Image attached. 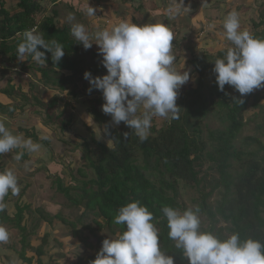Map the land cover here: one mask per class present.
Returning <instances> with one entry per match:
<instances>
[{
	"label": "trees",
	"instance_id": "trees-1",
	"mask_svg": "<svg viewBox=\"0 0 264 264\" xmlns=\"http://www.w3.org/2000/svg\"><path fill=\"white\" fill-rule=\"evenodd\" d=\"M58 1L61 0L51 1V5L55 6ZM237 7L238 4L234 5L235 9ZM40 9L36 0H18L12 8H6L5 0H0V79L7 80V86L1 88L0 93L13 101L7 104L0 101V114L10 119L31 105H27V95L23 93L20 100L14 103L13 96L16 93L7 78L9 72L18 68L31 69L41 84L55 91H66L74 99L79 95L73 83L74 77H80L81 81L85 71L91 74L98 72L94 67L83 70L85 64L79 56L82 43L77 42L71 34L69 23L59 24L57 9L50 8L47 14L38 17L36 15ZM253 19H248L251 33L264 39L263 10L259 9L258 18ZM31 28L43 32L46 41L56 40L63 45L65 54L58 65L53 64L51 53L42 48L39 50L45 51L46 67L38 65L31 57L23 62L17 59V46L22 40V33ZM222 49L227 48H218L215 53L205 50L190 58L196 83L193 88L184 90L176 103L181 108L180 118L171 122L166 120L159 127L152 124L149 137L144 142L123 122L119 128L113 127L109 116L98 109L101 105L99 98L90 100L89 115L98 126L108 128L109 134L105 136L107 140L113 139L106 144L88 128L89 142L82 139V143L76 145V148L80 147L84 161L76 170L79 179L71 177L73 182L68 185L63 183L60 175L53 180L55 190L63 196L67 205L81 209V213L76 221H72L59 214L49 216L48 213L40 212L43 221L51 224L53 219H59L70 228L72 238L94 250L76 264H91L104 240L96 236L94 228L83 223V220L92 214L96 228H107L116 237L124 230V226L114 224L113 219L122 206L134 200H139L153 213L161 250L171 255L175 264H188L187 258L182 256V250L177 249L175 242L169 238L167 221L162 212L163 206L181 212L190 208L179 199L180 182L200 189V195L193 203L200 209L199 216L207 221V226L201 225V230L211 232L220 239L236 232L242 240L250 237L264 243V143L254 136L245 138L248 146L237 143L246 123L243 114L248 108L257 110L254 117L261 121L257 122L255 131L264 135V90L258 92L255 89L242 98V104L237 100L240 98L230 94L231 86L225 85L224 91H220L215 81L213 61L223 57ZM29 85L33 89L32 83ZM203 89H206L205 94ZM31 98L34 105L41 108L33 111L41 117L44 127L52 131L58 128L61 132L68 129L71 120L65 121L61 119V114L54 112L60 101L59 94H53L45 102L34 95ZM210 113L219 119L222 127L207 128L203 137L201 123ZM19 131L25 138L48 145L47 139L41 140L42 136L35 130L19 128ZM125 132L129 133L128 138L124 137ZM253 143L257 147L249 149V144ZM9 154L14 156L15 151ZM26 159L27 152L20 161ZM3 170L0 162V171ZM14 207L13 217L7 215L6 209L0 212V223H7L18 231V257L22 263L33 264V259L26 256L27 251L32 250L37 255L35 264H43L41 257L48 234L45 233L41 237V244L33 248L29 243V233L21 225L28 206L15 203ZM82 229L95 236V244L87 242Z\"/></svg>",
	"mask_w": 264,
	"mask_h": 264
},
{
	"label": "clouds",
	"instance_id": "clouds-1",
	"mask_svg": "<svg viewBox=\"0 0 264 264\" xmlns=\"http://www.w3.org/2000/svg\"><path fill=\"white\" fill-rule=\"evenodd\" d=\"M84 11L89 17L95 16L96 10L88 0ZM190 11L184 0H169L165 16L175 19ZM66 20L71 25V34L85 49L91 48L94 43L98 46L106 74L94 77L85 71L83 77L89 82L88 92L93 89L102 92L105 102L101 109L111 116L113 124L123 122L144 142L149 137L153 117L169 122L180 118L181 108L176 104L178 90L190 77L188 71L174 68V34L165 23L136 24L131 20H121L90 33L84 24L73 22V13H68ZM222 27L224 38L232 46L222 49L223 57L213 61L215 81L220 91H224L225 85L237 90L241 96L237 100L242 104L243 96L264 87V39L241 28L240 15L236 10L224 17ZM40 48L51 53L55 65L65 54L62 44L56 40L46 41L43 32L31 28L22 33V40L17 46V59L23 62L31 57L32 61L46 67L45 51ZM99 130L97 139L102 138V134H109L107 127ZM123 135L128 138L129 133ZM41 147L31 138L14 134L6 126V121L0 118V156L15 151L13 159L20 161L25 152L36 153ZM20 190L13 169L0 171V212L7 207L5 197L9 194L17 196ZM199 211L198 206L182 212L170 206L162 207L168 236L175 242V247L182 250L188 264H264V243L250 237L242 240L236 232L220 239L211 232L203 231ZM153 221V213L139 200L122 206L113 223L123 225L124 230L115 238L102 241L91 264H175L173 257L161 250L159 232ZM9 240L8 229L0 225V244Z\"/></svg>",
	"mask_w": 264,
	"mask_h": 264
},
{
	"label": "rangeland",
	"instance_id": "rangeland-1",
	"mask_svg": "<svg viewBox=\"0 0 264 264\" xmlns=\"http://www.w3.org/2000/svg\"><path fill=\"white\" fill-rule=\"evenodd\" d=\"M18 0H5V7L12 8ZM40 4V11L36 15L40 17L42 14H47L50 8H56L58 12V22L69 23L66 20L68 13H73L75 22L85 25L90 33L102 30L117 24L121 20H130L132 17L133 23H161L166 21L169 29L174 34L175 43H173L172 52L176 59L174 68L177 71H188L189 81L182 85L178 90L176 103L183 91L187 88H193L196 83V74L192 73L193 67L190 65V58L205 50L215 53V50L225 46L226 48L232 46L231 42L226 40L223 36L222 22L224 17L232 10H236L240 15L241 28L252 32V27L248 19L258 18V10L262 9L264 12V0H184L185 4L190 6L189 14H182L175 19H168L165 16V9L169 4V0H88V3L95 11L94 17L86 15L84 8L86 7V0H61L55 6L51 5L53 0H36ZM238 7L235 9L234 5ZM144 8V9H143ZM138 14L136 12H140ZM199 16V17H196ZM193 20V22H192ZM165 23V22H163ZM70 24V23H69ZM166 24V23H165ZM182 37V41L179 39ZM80 57H82L83 70L88 67H94L98 70L92 73L95 76L106 74V69L103 67L101 61L102 56L99 54L98 46L94 43L89 49H85L81 44ZM68 74L67 72H65ZM10 83L14 86L15 95L13 96L14 103H17L21 98V93L27 95V106L24 112H18L14 119L1 115L0 118L6 121V126L14 134H22L19 128H27L28 130H35L38 135L47 136L48 145H43L36 153H30V157L26 161H18L6 153L1 156L0 162L6 166L8 163L13 164L14 172L18 177L20 186V194L13 196L11 194L8 199L9 207H14L15 203L18 205H26L28 209L23 218V224L27 232L33 231L32 241L30 244L33 248L41 244V237L48 234L46 244L43 247V255L41 259L44 264H76L79 259L83 260L88 255L94 252L88 246L79 242L77 239L70 236V228L64 225L59 219H53L50 223L45 222L40 217V212L48 213L49 216L59 214L67 220L76 221L81 213V209L69 207L63 196L55 190L53 180L60 175L63 178V183L68 185L71 177L79 179L77 175V168L81 166L84 161L81 158L80 147L76 148L77 144H81V140L89 142L90 134L87 130L92 129L95 137L99 134V128L103 130L102 126H98L92 118L88 115L89 102L93 98L101 99V105L105 102L102 92L93 89L88 92L90 87L89 82L85 79L80 81V77H74V85L76 92L79 93V101L69 96L67 92L55 91L53 88L46 87L41 84L39 77L36 76L31 69L18 68L14 72L7 74ZM29 83H32L33 89L29 88ZM7 86V80L0 79V89ZM264 87L256 89L262 92ZM206 93V89H203ZM53 94L60 95V101L57 103L54 112L61 114V119L71 120V125L64 132L50 129H41L42 119L37 113H33V109H39L33 103L31 96H36L39 100L44 101L49 99ZM233 97L241 98L239 92L233 87L230 91ZM82 96V97H81ZM242 98H245L243 96ZM76 100V101H75ZM0 101L7 104L12 103V99L0 93ZM45 102V101H44ZM251 102V99L249 100ZM26 103V102H25ZM99 106V111L103 112ZM41 110V108L39 109ZM256 109L248 108L243 116L246 120L242 128L237 143L241 146H248L245 138L247 136H254L264 143V135L255 131L257 122L261 119L255 118ZM113 127L119 128L122 123L115 125L112 123L111 116L108 115ZM167 119L161 117H153L152 124L159 127ZM94 122V123H93ZM99 128H98V127ZM222 124L212 113L201 123L202 136L206 134L207 128H221ZM39 135V136H40ZM24 136V135H23ZM97 138V137H96ZM102 140L106 144L109 141L102 134ZM255 143L249 144V149L256 148ZM28 154V153H27ZM44 162L46 170L39 169L36 173V164ZM205 166L203 167L204 170ZM179 199L185 203L186 206L192 208L195 206L193 200H196L200 195V189L185 186L182 182L178 185ZM8 197V196H7ZM7 200V199H6ZM12 204V205H11ZM47 211V212H46ZM93 215L90 214L83 221V223L90 224L94 228L96 236L105 238H115V235L109 232L107 228L98 229L93 223ZM201 225L207 226V221L203 216H200ZM10 226L7 223H3ZM82 224V223H81ZM80 225L78 228L80 229ZM16 230V229H15ZM18 232V231H17ZM83 236L87 238V242L91 245L95 244V236L89 234L82 229ZM20 248V246L18 247ZM33 259L35 264L36 254L32 250L27 251ZM61 254V256L56 255ZM25 264V263H23Z\"/></svg>",
	"mask_w": 264,
	"mask_h": 264
},
{
	"label": "crops",
	"instance_id": "crops-1",
	"mask_svg": "<svg viewBox=\"0 0 264 264\" xmlns=\"http://www.w3.org/2000/svg\"><path fill=\"white\" fill-rule=\"evenodd\" d=\"M144 9V8H143ZM143 9L140 11V12H136L138 14H142V11ZM133 17V16H132ZM132 17H130V20L132 21ZM196 17H199L196 15ZM161 22H165L167 26H169L167 24V22L164 20V21H161ZM193 22V20H192ZM146 24V22H145ZM181 41H182V37L179 38ZM176 41V40H175ZM82 97V96H81ZM48 100V99H47ZM47 100H44V101H47ZM100 102H101V99H99ZM76 101V100H75ZM77 101H79V97H77ZM5 104V103H4ZM89 108V107H88ZM34 110V109H33ZM33 113H35L33 111ZM89 115V113H88ZM90 116V115H89ZM91 117V116H90ZM92 118V117H91ZM48 129L47 127H44L42 124H41V129ZM92 130V129H91ZM93 131V130H92ZM30 153L27 154L28 157H30L31 155H29ZM13 157V156H12ZM18 162V161H16ZM44 162H39L38 164H36V170L34 171L36 173V175H34V178L35 176H37V171H39V169H42L43 171L46 170L45 169V165L43 164ZM3 165V168L4 169H8V164L9 166L13 167V164L11 163H8L6 166H4L3 163H1ZM14 170V168H11ZM11 195H8L7 197V200H6V204H7V207H6V211H7V215L9 217H13L14 213H15V209L12 207H9L8 203H10V201L8 202V199H10ZM12 205V204H11ZM47 212V211H46ZM0 225H3L5 226L9 233H10V240L8 243L6 244H0V264H23L22 261L19 259L18 257V252L20 251V248H18L20 246V235L19 233L17 232V230H15L13 227L11 226H7L3 223H0ZM22 226L25 227V225L21 224ZM29 233V243L32 241V236H33V231L31 232H28ZM31 245V244H30ZM32 246V245H31ZM28 253V252H27ZM26 253V256L27 257H30L28 256L29 254ZM43 262V260H42ZM44 264V262H43Z\"/></svg>",
	"mask_w": 264,
	"mask_h": 264
}]
</instances>
